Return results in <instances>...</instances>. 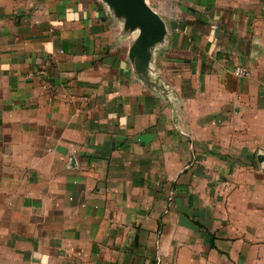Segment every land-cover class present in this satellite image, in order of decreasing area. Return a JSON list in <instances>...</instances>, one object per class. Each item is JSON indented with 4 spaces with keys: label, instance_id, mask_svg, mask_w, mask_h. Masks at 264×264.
I'll return each instance as SVG.
<instances>
[{
    "label": "crops",
    "instance_id": "1",
    "mask_svg": "<svg viewBox=\"0 0 264 264\" xmlns=\"http://www.w3.org/2000/svg\"><path fill=\"white\" fill-rule=\"evenodd\" d=\"M146 2L0 0V264H264V0Z\"/></svg>",
    "mask_w": 264,
    "mask_h": 264
},
{
    "label": "water",
    "instance_id": "2",
    "mask_svg": "<svg viewBox=\"0 0 264 264\" xmlns=\"http://www.w3.org/2000/svg\"><path fill=\"white\" fill-rule=\"evenodd\" d=\"M114 14L125 21L128 29L138 30L139 36L131 48V57L138 56L142 67L150 62L152 45L166 35V25L146 0H103Z\"/></svg>",
    "mask_w": 264,
    "mask_h": 264
},
{
    "label": "built area",
    "instance_id": "3",
    "mask_svg": "<svg viewBox=\"0 0 264 264\" xmlns=\"http://www.w3.org/2000/svg\"><path fill=\"white\" fill-rule=\"evenodd\" d=\"M235 74L240 77H249L251 75L248 69L242 67H237L235 69Z\"/></svg>",
    "mask_w": 264,
    "mask_h": 264
}]
</instances>
